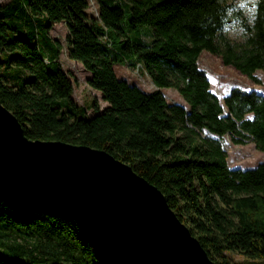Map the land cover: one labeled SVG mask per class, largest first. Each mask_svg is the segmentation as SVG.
Segmentation results:
<instances>
[{"label": "trees", "instance_id": "obj_1", "mask_svg": "<svg viewBox=\"0 0 264 264\" xmlns=\"http://www.w3.org/2000/svg\"><path fill=\"white\" fill-rule=\"evenodd\" d=\"M230 17L243 27L240 41L224 32ZM60 21L68 56L89 70L87 84L107 103L99 110L91 100L92 115L73 100L62 44L48 32ZM203 50L259 82L264 0H254L250 22L224 0H7L0 102L30 139L84 144L128 163L162 191L216 264H235L228 250L264 258V157L231 167L222 145L230 133L232 142L250 139L264 151V93L233 86L222 105L198 66ZM115 63L145 72L155 88L118 77ZM164 88L184 104L167 101ZM0 264L103 263L65 212L0 184Z\"/></svg>", "mask_w": 264, "mask_h": 264}, {"label": "water", "instance_id": "obj_2", "mask_svg": "<svg viewBox=\"0 0 264 264\" xmlns=\"http://www.w3.org/2000/svg\"><path fill=\"white\" fill-rule=\"evenodd\" d=\"M0 184L65 212L103 264H216L128 163L84 144L30 139L1 102Z\"/></svg>", "mask_w": 264, "mask_h": 264}, {"label": "rangeland", "instance_id": "obj_3", "mask_svg": "<svg viewBox=\"0 0 264 264\" xmlns=\"http://www.w3.org/2000/svg\"><path fill=\"white\" fill-rule=\"evenodd\" d=\"M7 0H0L5 2ZM232 3L236 9L241 11V16L251 21L254 9V0H224ZM90 13H96L93 1H90ZM145 29V27H142ZM49 34L58 39L62 44L60 53V62L63 69L69 74L72 81L73 91L72 98L77 104L87 105V114L92 115L95 111L89 106L91 100H95L101 110L107 103L102 100L100 92L91 88L87 84V78L90 76L89 70L85 69L81 62L72 59L67 53L66 34L67 27L64 21L54 23L48 30ZM224 32L233 41H240L244 38L243 27L238 19L230 17L224 27ZM198 66L203 69L210 82V90L215 93L220 102L223 96L233 86H239L246 90H255L264 93V72L260 69L254 74L259 82H254L246 75L240 73L237 69L230 65L223 64L218 55L203 50L198 57ZM114 70L116 75L124 78L129 82L136 83L144 90L155 88L149 76L137 68H130L127 63H115ZM163 95L167 101L180 102L184 104V100L179 93L173 88L162 89ZM251 114H248L250 116ZM230 133H225L222 138V145L226 151V161L231 167H253L264 157V151L258 150L250 139H245L241 143H234L231 140ZM227 256L235 264H264V258L249 257L237 250L226 251Z\"/></svg>", "mask_w": 264, "mask_h": 264}, {"label": "built area", "instance_id": "obj_4", "mask_svg": "<svg viewBox=\"0 0 264 264\" xmlns=\"http://www.w3.org/2000/svg\"><path fill=\"white\" fill-rule=\"evenodd\" d=\"M140 66V64H138V67ZM138 69V68H137Z\"/></svg>", "mask_w": 264, "mask_h": 264}, {"label": "crops", "instance_id": "obj_5", "mask_svg": "<svg viewBox=\"0 0 264 264\" xmlns=\"http://www.w3.org/2000/svg\"><path fill=\"white\" fill-rule=\"evenodd\" d=\"M89 78V77H88Z\"/></svg>", "mask_w": 264, "mask_h": 264}]
</instances>
